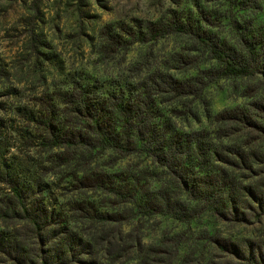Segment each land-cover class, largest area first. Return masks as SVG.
<instances>
[{
	"label": "trees",
	"instance_id": "obj_1",
	"mask_svg": "<svg viewBox=\"0 0 264 264\" xmlns=\"http://www.w3.org/2000/svg\"><path fill=\"white\" fill-rule=\"evenodd\" d=\"M239 5L245 10V5ZM171 20L173 22L171 29H163L161 21L154 22L152 38L158 41L170 35L186 36L191 41L197 42L194 45L199 47V51L201 49L208 51L214 65L208 69H199L196 76L187 79L171 72L160 73V76L166 77L171 82L173 96H168L165 92L164 99L157 102V97L152 96L145 104L149 113L159 121L152 126L151 140L155 144L159 139L160 144H156L152 150L142 151L141 146L149 140L142 130L138 131L135 140L121 143L118 134L115 136L111 134L115 131L114 121L109 109L105 107L106 101L91 103L88 90L85 89L84 109L75 108L73 111L81 119H93L97 132L103 137L104 142L111 146L110 159L104 162V168L100 172H93L91 177L73 176L77 183L60 189L61 194L57 195L53 187L49 186L52 182L42 180L29 184L26 181L29 171L25 173L20 171L19 164L16 168L15 160L13 162L3 160L0 182L6 186L4 193L10 194L0 198V203L7 201L6 206L12 208V211L0 209V227L7 231L3 238L0 236V250L9 261H12V264H25L29 251L22 242L10 239L12 232L27 228L29 224L40 233L37 235V240L40 245L41 264H50V261L51 264H69L67 259L69 255L75 264H105L104 259L79 258L82 255L88 257L111 255L110 251H98L93 240L86 239L87 235H94L95 231H99L102 234L101 240L112 232L122 237L128 236L135 231L131 227V220H135L137 227L143 229L142 222L156 216L170 217L191 227L202 220L198 219L200 213L196 208L205 202L211 206V211L214 213L212 219L216 227L201 231L196 236L195 243L197 241L203 243L204 233H211L210 243L218 251L214 253L216 259L209 261V264H264V254L260 251L264 241L255 239L257 231L255 225L262 223L260 217L264 216V196L258 195L257 187H264V183H253L254 178L264 173V169H257L250 162V158L257 163L264 162L262 159L264 153L261 152V149H264V141L261 140L264 138V95H261L264 93V26L256 24L253 27L255 23L252 20L231 19L230 25L235 41L228 43L202 26L210 25V19L203 17L201 22L198 21L196 24L176 17H172ZM237 36L240 37L239 40L236 39ZM202 74H211L214 81L236 77L250 80L251 84L244 91L248 101L242 106L210 115L211 120L207 128L182 127L178 120L183 118L186 120L187 116L196 119L194 103L204 102V98L201 99V89L191 87L187 80H196L204 86V92L212 85L200 80ZM138 87L139 85L135 84L128 86V102L119 106L122 114L126 116L135 114L137 106L132 100ZM94 88L99 91V87ZM121 94L123 95V91ZM63 95L65 98L71 96L67 91ZM112 98L115 99V95ZM173 100L179 102V107H163L171 104ZM52 117L53 119L56 117L55 110ZM38 127L45 128V132L60 147H76L74 139L62 134L51 120L47 122L46 127L45 121L38 120ZM78 134L81 146L92 147L90 138L85 137L83 132ZM165 136L166 139L163 138ZM217 141L224 142L217 143ZM253 144H256V147H253ZM42 146L46 147L47 143ZM164 150L172 152L173 156L179 154L185 158L183 175H178L173 168L168 167L167 159L158 154L159 151ZM120 152L126 153L123 160L138 159L143 155L150 161L149 168H167L172 182L183 186V195L186 199L173 200L161 187L157 191L162 192L163 196L157 200L153 191H148L140 185V178L135 173H128L130 164L112 171V159L119 158L113 157L111 153ZM57 156L60 158L59 152ZM197 171L202 175H195ZM51 175L54 176V173ZM152 175L155 178L159 172H154ZM129 176L132 177L131 180ZM243 180L249 183H241ZM82 193L88 198H82ZM224 196L227 199H224ZM49 197H52V203L56 207H49L47 203ZM17 202L23 209L22 212L15 210L14 206ZM118 203L128 207L118 210ZM229 205L231 213L222 210ZM245 207L248 211H244ZM109 208L114 210H108ZM256 208L260 209L259 213L255 212ZM249 212L255 215L250 218ZM5 221H15V223L5 224ZM238 226H242L245 232L248 229L253 230V235L241 234ZM184 234H186L184 231L173 233L172 236L163 234L157 243L145 242V235L143 240L137 238V251L142 253L147 247L150 252L169 255L168 248L159 245L171 243L178 237L181 238L180 242L184 243ZM52 241L56 242L52 243ZM109 247H111L110 242ZM193 255L192 250L190 254L183 256L181 263L189 264ZM137 264L144 262L137 261Z\"/></svg>",
	"mask_w": 264,
	"mask_h": 264
},
{
	"label": "clouds",
	"instance_id": "obj_2",
	"mask_svg": "<svg viewBox=\"0 0 264 264\" xmlns=\"http://www.w3.org/2000/svg\"><path fill=\"white\" fill-rule=\"evenodd\" d=\"M29 5H33V0H28ZM91 7L86 9V11H98L96 8L95 0H89ZM109 3L114 11L109 14H103L106 18L114 21H123L124 25L128 27L122 31V27L119 24H113L112 30L113 35L123 37L119 44L112 43L108 40L107 35L100 36V30L103 28V20L99 21H83V31L92 32L97 36L94 44L95 54L93 56H87V43L83 41L82 37L78 38L77 44L79 47V53H84L85 58H81L78 55L70 62L71 67H69L64 75L58 73H53L51 79L52 82H45L40 79L42 75H46L48 72V66L45 65L44 69L36 71L35 74L32 72V65L35 60V53L33 52L31 56H16V63L10 65L9 71L13 72V76L9 80H3L0 82V90L6 89L8 87L16 86L24 89L22 95L18 98H8L0 97V99L7 100L9 104V109L7 112L0 111V116H4L5 119L11 117L15 119V123L10 121L9 128L6 133L0 134V171H3V160L8 159L10 162L14 156L20 158L22 164L31 169V172L26 177V181L32 184L33 181L42 180H52L63 177V181L60 186L70 187L77 183L73 176L87 175L91 177L93 172H100L104 168V162L110 159L109 149L110 145L105 143L103 137L97 132L95 122L93 119H81L75 115L73 111L75 108H80L81 110L85 107V92L88 90V96L91 103L96 101L105 102V107L109 109V114L112 116L113 131L112 135L119 136L121 143H126L129 140H135L138 131H143L146 137H149L148 142L141 146L142 151L152 150L156 144H160L161 141L157 139L155 144L151 140V129L154 124H158L159 121L155 119L150 113L148 108H145V104L148 103L149 98L152 96L157 97V102L160 99H164V93L167 92L168 96H173L171 92V82L167 80L166 77L160 76V73L171 72L173 66L179 67L184 70L185 78L191 76H196L201 67H211L213 62L209 56L206 49H201L199 52V60L193 66L188 69H184L182 64H179L178 59L170 57L168 54L163 56L160 55V49L157 47V40L152 38V25L149 21H161V27L163 29H171L173 27V22L168 13L169 8H175L176 5L172 4L170 0H105ZM203 2V0H202ZM238 4L245 5V10L241 11L240 7H233L228 12V19L242 20V19H253L259 17L260 20L256 23L264 22V0H237ZM36 4L40 7L45 8L47 11L52 8L53 5L45 0L44 3H40V0H36ZM5 11L0 13L5 18L10 14L15 13L16 16L22 14V9L16 0H12L11 6L8 2L3 5ZM57 8L63 9V4H57ZM192 5L190 0H181L180 7L177 9L178 12L184 13L181 17L182 20H187V10L191 8ZM223 11L227 8V5L223 7L217 5ZM195 10L193 9V12ZM75 7L69 9L66 12H61V15L74 14ZM50 14V13H49ZM133 17H140L144 20L143 25L139 28L136 24L132 23ZM59 23V21H56ZM256 24L253 25L255 27ZM18 28H23L24 25H16ZM51 27V24L49 25ZM12 24L5 20L3 29L0 30V39L7 45L9 44V38H11L12 44H18L21 41L25 42L26 47L28 46V36L32 32L47 31V29H42L39 26V20H34L32 24L28 25V31L26 33L11 32ZM75 29V26H74ZM131 30V35H125L126 32ZM141 32L144 34V38L148 40L147 44H137ZM4 33H8L5 36ZM118 34V35H117ZM166 40L169 38H165ZM237 40L240 39L239 36L236 37ZM191 43H197L196 41H191ZM131 49L133 52H139V61L133 62L130 66L126 62L127 52ZM171 51V49H169ZM175 51H180L179 42ZM23 53L24 50L21 49ZM155 53V55H153ZM25 60H27V67L24 68L22 72L20 69L25 65ZM161 60L168 61V66L164 67L161 64ZM91 61H95L96 70L92 73L93 76L99 78V91L93 86L97 84V80L90 78L87 74V66ZM79 69H84V71H79ZM71 73V75H69ZM117 73H119L117 75ZM151 77V79H148ZM200 80L205 81L206 84L218 83L219 80L213 79L211 74L200 75ZM18 81H23V83H18ZM141 82H143L141 84ZM78 83L79 87H74V84ZM188 85L193 88L201 89V99L205 98L207 93L203 91V85L198 83L196 80H187ZM25 84L28 87H25ZM139 85L138 89L133 94L132 102L137 106V110L134 115L126 116L121 113L119 106L122 103L128 102L127 88L129 85ZM55 90V95H49ZM69 92L71 96L69 98L64 97L65 92ZM123 91V95L121 94ZM115 95V99H113ZM264 95V93H261ZM42 99L39 102H34L33 98ZM43 104V108H41ZM17 105H27L29 109H32L35 113L37 120L45 121V127L47 122L51 120L52 123L57 125V128L62 131V134H67V138L74 139L76 147H60L53 140V138L45 132V128L32 126L26 124V121L21 119L17 115L16 107ZM191 105H189L190 107ZM163 107H179V102L173 100L171 104L164 105ZM39 109V111H36ZM55 110L56 117L53 119L52 113ZM102 115V114H101ZM98 119L100 117H97ZM214 118V116H213ZM187 119L191 120V116H187ZM27 128L29 132L32 133L31 136L25 135L24 129ZM91 128V130H89ZM15 129V130H13ZM79 132H83L84 136L90 138L92 147H84L80 145ZM19 133V134H18ZM43 133V135H42ZM24 136V139H21ZM166 139V136L163 137ZM264 141V138H261ZM224 141H217V143H223ZM47 143L46 147H42L43 144ZM259 143V142H258ZM256 147V144H253ZM57 152L60 154V158L57 156ZM264 153V149H261ZM45 153L50 158L45 160ZM158 154L162 158H166L168 161V167L173 168L178 175H183L185 170L186 161L185 158L179 154L173 156L172 152L167 150L159 151ZM113 157H118L119 159H112L111 170L116 171L117 169H122L124 167L123 157L126 153H111ZM35 157V159H33ZM264 159V157H262ZM214 160V157H213ZM251 164L257 169H264V162L257 163L255 160L250 158ZM47 163L48 168L44 169L43 165ZM128 163L130 167L127 169L128 173H135L136 176L140 178V185H142L146 190L153 191L157 200H160L163 193L157 191L159 188H163L173 200L186 199L183 195V186L175 184L172 182V177L167 171V168L153 167L149 168L148 163L145 161V157L140 155L137 158H128ZM159 172V175L153 178V173ZM54 173V176L51 175ZM71 173L72 175H69ZM195 175H202L199 171L195 172ZM166 178V179H165ZM237 175V179H239ZM131 180L132 177L129 176ZM115 181V178H113ZM159 181V183H157ZM260 182L264 183V173L261 176L254 178L253 183ZM119 183V181H116ZM241 183H249L247 180L241 181ZM53 191L59 192V187L54 186ZM258 195L264 196V187H257ZM10 193L6 192L4 195ZM39 195V194H38ZM82 198H88L86 194H81ZM219 198V197H218ZM224 199H227L224 196ZM246 200L247 197L245 196ZM47 203L49 207H56L52 203V197L48 198ZM250 203V202H249ZM7 201L0 203V209L4 211L11 212L12 208L6 206ZM29 208L31 205H28ZM16 211H23L20 207L19 202L15 204ZM128 205L118 203V210H123L127 208ZM60 210V209H58ZM66 211V208L64 209ZM108 210H114L109 208ZM228 213H231V206L222 209ZM196 211L200 213L198 219H205L206 217L211 219L214 218V213L211 211V206L206 202L201 203ZM244 211H248L245 207ZM260 209L256 208L255 212L259 213ZM71 215V214H69ZM255 213L249 212V217H253ZM75 218V217H73ZM262 223L255 225V239L258 241H264V216L260 217ZM5 224L15 223V221H5ZM131 227L135 231L131 232V235L121 236L117 235L116 232H112L104 236L103 240L100 239L101 233L95 231L94 235H87L86 239H91L97 246V250L110 251V256L100 257H88L80 256V259H104L105 264H137V261H143L144 264H181L183 259V252L189 249L194 251L193 258L190 260L189 264H209V261H214L216 259L214 253L218 251L213 244L210 243L211 233H204L203 243L196 240V236L200 234L199 229L196 233H186L183 235L184 243H181V238L173 240L171 243L160 244V247L168 248L169 255H163L160 253L150 252L147 247L143 249L142 253L137 251V238L141 240L144 239L146 234V229H140L136 225L135 220H131ZM19 227V226H17ZM207 228V224H205ZM238 230L241 234L253 235V230L243 229L242 226H238ZM46 231V230H45ZM153 235L150 237V241L155 243L160 236L161 229L152 226ZM37 233L34 226L29 224L27 228H20L18 232H12L10 239L14 241L22 242L23 246L28 248L27 258L25 259V264H41L42 258L39 254V242L37 240ZM165 236H172L173 233H164ZM122 240V242H121ZM56 241H52L55 243ZM109 242L111 247H109ZM260 251L264 254V244H261ZM69 264H75V261L71 260V256L67 257ZM259 261V257H257ZM0 264H12L8 257L0 252ZM51 264V261H50Z\"/></svg>",
	"mask_w": 264,
	"mask_h": 264
},
{
	"label": "rangeland",
	"instance_id": "obj_3",
	"mask_svg": "<svg viewBox=\"0 0 264 264\" xmlns=\"http://www.w3.org/2000/svg\"><path fill=\"white\" fill-rule=\"evenodd\" d=\"M5 2H8L11 6L12 0H0V13L5 11L3 5ZM19 3L22 14L16 16L15 13L10 14L7 18L3 15H0V30L3 29L5 20L12 24V28L9 30L11 32H19V33H26L28 31V25L32 24L34 20H39V26L42 29H47V31H40V32H32L28 36V46L26 47L25 42L21 41L18 44H12L11 38H9V44L5 45L0 39V82L3 80H9L13 76V72L9 71V67L12 64L16 63V56H31L32 53H35V60L32 65V72L33 74L36 71L44 69V66H48V72L46 75H42L40 77L41 80L45 82H52L51 77L53 73H58L60 75H64L65 71L71 67L70 62L74 60V58L79 53V47L77 44L78 38L83 39L87 43V56H93L95 54L94 44L97 39V36L94 35L92 32H85L83 31V21H99L103 20V28L100 30V36L107 35L108 40L112 43H116L120 40H123V37L117 38V36L113 35L112 26L113 24H119L122 27V31L127 28V25H124L123 21H114L109 18H106L103 14L107 13L109 16L114 11L109 3H106L105 0H95L96 8L98 11H86V9L91 7L89 0H48V3L53 5L52 8H49L47 11L45 8L40 7L36 4V0H33V5L30 6L28 0H16ZM45 0H40V3H44ZM130 2V0H128ZM170 2L176 5L175 8H169L168 13L170 17L181 18L184 16V13L178 12L177 9L180 7L181 0H170ZM192 5L191 8L187 10V20L192 23L196 24L198 21L201 22V19L204 17L206 19H210V25H202L205 29L213 32L214 34L218 35L222 40H226L228 43H234V33L232 31L230 20L228 19V12L233 7H240L241 11L243 7L237 3V0H190ZM57 4H63L64 8L60 9L57 8ZM217 5H227L223 11L221 8L217 7ZM75 7L74 14H66L61 15V12H66ZM193 9L195 10L193 12ZM50 13V14H49ZM253 21L255 24L256 21L260 20L259 17L253 19H242ZM59 21V23H56ZM160 21V20H156ZM156 21H149L148 23L152 25ZM132 23L136 24L139 28L143 25L144 20L140 17H133ZM51 24V27L49 25ZM16 25H24L23 28H18ZM259 26H264V22L258 23ZM75 26V29H74ZM5 36H8V33H4ZM118 35V34H117ZM125 35H131V30L125 33ZM140 39L137 40V44H147L148 40L144 38L143 33L140 34ZM167 38L169 39H161L158 40L157 47L160 49V55L163 56L168 54L170 57L179 58V64L184 66V69H188L193 66L199 60V47L191 43V40L183 35H170ZM144 39V40H143ZM179 42L180 51H175L177 44ZM21 49L24 52H21ZM171 49V51H169ZM81 58H85L84 53H79ZM155 55V53H153ZM139 52H133L131 49L127 52L126 62L130 64L133 62L139 61ZM161 64L164 67L168 66V61L161 60ZM214 65V63H213ZM27 67V60H25V65L21 67V71H24V68ZM209 67H201L200 69H208ZM96 70V63L95 61H91L88 63L87 66V74L90 78L97 80V84L94 87H99V78L92 75ZM79 71H84V69H79ZM163 73V72H162ZM172 74H176L181 78H185L184 70L173 66ZM119 73H117L118 75ZM71 75V73H69ZM18 83H23V81H18ZM251 84L250 80L242 79V78H230V79H221L215 85H211L206 90V97L204 98V102L202 103H194L196 119L191 118V120L187 119H179V123L182 127L191 129H199L204 127H209L210 124V115L219 113L225 109H233L238 106L244 105L248 100L244 96V91L247 86ZM78 83L74 84V87H79ZM27 88L28 85L25 84ZM24 89L16 86L8 87L6 89L0 90V97H8V98H18L22 95ZM49 95H55V90ZM34 102H39L42 97L40 98H33ZM9 104L7 100L0 99V111L7 112L9 109ZM41 108H43V104H41ZM17 115L21 117V119L26 121V124L37 126L38 127V120L36 119L35 113L32 109H29L27 105H17L16 107ZM36 111H39L37 109ZM10 121L15 123L14 118H7L5 119L4 116H0V134L6 133L9 128ZM15 130V129H13ZM25 135L31 136L32 133L25 128L24 130ZM19 134V133H18ZM21 139H24V136H21ZM44 147V146H42ZM35 159V157H33ZM50 159L47 154L45 153V160ZM7 162H10L8 159H4ZM15 167L25 173L29 171L28 174L31 172L30 168L25 167L22 162H20V158L14 156L11 160ZM19 161V162H18ZM145 161L150 165V161L145 158ZM19 164V165H18ZM128 159L124 160V166H127ZM44 169L48 168V164L45 163L43 165ZM63 177L52 180H45V182H52L49 186H58L59 192L57 193L54 191L55 194L60 195L62 187L60 186L61 182L63 181ZM1 181V180H0ZM6 186L0 182V198L4 197V189ZM62 200V198H59ZM214 220L211 218H205L200 220L199 222L194 223L191 227L176 221L170 217H163V216H156L151 219H145L142 222L143 229H146V237L145 242L152 243L150 241V237L153 235L152 226L161 229V233L159 239L155 242L157 243L160 241L162 235L164 233H176V232H186V233H196L199 229V232L204 230H212L214 229ZM205 224H207V228H205ZM216 227V226H215ZM7 234V231L0 227V236ZM195 243V241H193ZM0 252H2L0 250ZM183 256L188 255L192 252L191 249L188 251H184L182 249ZM4 254V253H3ZM5 255V254H4ZM182 264V263H181Z\"/></svg>",
	"mask_w": 264,
	"mask_h": 264
}]
</instances>
